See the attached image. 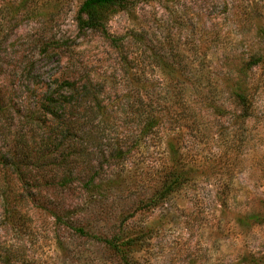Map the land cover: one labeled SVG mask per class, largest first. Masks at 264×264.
<instances>
[{"label":"rangeland","instance_id":"obj_1","mask_svg":"<svg viewBox=\"0 0 264 264\" xmlns=\"http://www.w3.org/2000/svg\"><path fill=\"white\" fill-rule=\"evenodd\" d=\"M80 1L0 0V264H264V0Z\"/></svg>","mask_w":264,"mask_h":264},{"label":"trees","instance_id":"obj_2","mask_svg":"<svg viewBox=\"0 0 264 264\" xmlns=\"http://www.w3.org/2000/svg\"><path fill=\"white\" fill-rule=\"evenodd\" d=\"M126 1L127 0H81L73 16L76 28L78 30L88 28L104 29L109 11L115 6L122 5ZM110 40L116 41L117 39L116 37H111ZM236 97L240 104L246 108L245 93L241 91L236 94ZM148 126H152V124H149ZM178 184V179H174L169 183V188H177ZM125 241L126 239L122 237H113L107 240V242L117 249V251L120 250V247L125 243ZM125 264L130 263L125 261Z\"/></svg>","mask_w":264,"mask_h":264}]
</instances>
